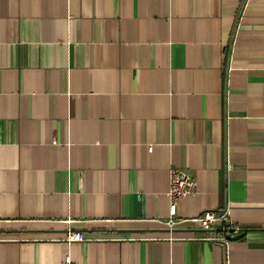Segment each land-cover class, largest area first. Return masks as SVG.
<instances>
[{
    "label": "crops",
    "instance_id": "crops-1",
    "mask_svg": "<svg viewBox=\"0 0 264 264\" xmlns=\"http://www.w3.org/2000/svg\"><path fill=\"white\" fill-rule=\"evenodd\" d=\"M67 261L264 264V0H0V264Z\"/></svg>",
    "mask_w": 264,
    "mask_h": 264
},
{
    "label": "built area",
    "instance_id": "built-area-1",
    "mask_svg": "<svg viewBox=\"0 0 264 264\" xmlns=\"http://www.w3.org/2000/svg\"><path fill=\"white\" fill-rule=\"evenodd\" d=\"M148 154L153 152L152 146H147ZM196 188V182L186 172L180 169H172L170 171V186L167 193L169 199V217L165 223V226L171 231L177 222L174 220L176 205L178 201L185 199L194 194ZM191 222L195 227L203 232L219 231L221 234L213 235L208 240L223 246L229 242V231L232 225L229 221L226 211L215 214L214 211L208 210L198 214L191 219ZM190 238L196 239L193 234H190ZM67 243L84 242L85 237L80 232H69L66 236ZM69 264V262H66Z\"/></svg>",
    "mask_w": 264,
    "mask_h": 264
}]
</instances>
